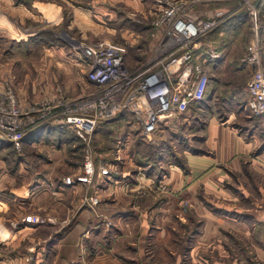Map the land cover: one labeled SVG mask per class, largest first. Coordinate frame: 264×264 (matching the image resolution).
I'll use <instances>...</instances> for the list:
<instances>
[{
	"label": "rangeland",
	"instance_id": "374dc122",
	"mask_svg": "<svg viewBox=\"0 0 264 264\" xmlns=\"http://www.w3.org/2000/svg\"><path fill=\"white\" fill-rule=\"evenodd\" d=\"M143 1L148 4L147 14L155 0ZM131 4L132 0H0V94L10 82L25 108H39L40 114L52 117L53 105L64 96L75 98L92 91L94 85L86 81L85 67L64 62L66 57L50 55L51 50L47 49L53 46L81 61L83 47L98 39L128 41L127 63L136 70L145 61L153 40L147 42L151 16L144 17L142 8ZM16 5L20 8L25 5L32 12L28 15H24L26 10L23 14L15 12ZM233 5L217 6L234 8L236 4ZM261 21L264 22L262 15ZM243 28L246 34L241 43L238 39L230 47L226 61L211 76L217 81L211 83L209 100L196 116L176 119L172 125L180 126L177 133L159 130L153 142H145L134 125L125 129L107 125L98 129L90 146L84 143L80 148L82 142L77 139L72 142L78 136L76 132L71 128L64 131L62 137L68 143L56 172L63 180L68 176L75 178L68 185L79 184L77 176L83 174L90 153L98 167L106 164L111 169L110 174H101L112 181L125 177H131L133 183H138V178L142 180L134 197L122 198L125 205H121L126 206L131 222L120 225V229H116L112 215L100 210L102 197L98 194L85 192L73 202L66 197L67 193L64 200L60 198L62 195H57L52 205L46 199L45 208L30 202L24 204L15 197L12 191L23 185L31 191L40 177L54 175L56 168L50 169L47 164L51 153L43 146L50 144L55 133L46 135L37 146L25 143L38 129H54L55 124L50 120L25 137L20 151L0 140V227L3 229L0 228V264H86L83 254L93 263L99 255L105 258L104 264H114V260L115 264H264L257 256L263 247L259 246V238L264 236V216H250L248 224L256 230L249 236L238 228L240 218L244 217L240 210L260 208L263 199L255 193L251 200L219 201L208 197L202 189L203 183L196 192L185 189L188 184L177 189L173 183L177 174L185 180L198 175L200 172L194 171L192 165H202L198 162L202 158L219 157L224 167L234 159L239 164V149L230 157L223 136L215 142L209 139L211 122L240 133L250 129L248 136L255 130L264 136V120L246 116L251 114L245 102L252 70L244 62V56L253 24L246 23ZM261 56L264 64V41ZM238 65L245 68L236 69ZM121 136L128 139L125 141ZM262 151L264 142L253 151L251 159ZM243 165V172L239 165L231 170L226 168L232 181L225 186L232 191L239 190L235 189L234 180L239 184L242 173L252 174L249 162ZM122 186L124 191H130L128 184ZM133 205L138 207L132 209ZM86 209L99 219L89 229L87 238L81 226L74 229ZM29 216H33L30 221ZM36 216L40 219L36 220ZM118 238L124 242L120 246L113 242Z\"/></svg>",
	"mask_w": 264,
	"mask_h": 264
},
{
	"label": "built area",
	"instance_id": "2783aa9c",
	"mask_svg": "<svg viewBox=\"0 0 264 264\" xmlns=\"http://www.w3.org/2000/svg\"><path fill=\"white\" fill-rule=\"evenodd\" d=\"M153 4L146 15L151 16L147 42H153L136 70L127 63L128 41L102 38L83 47L86 81L94 88L75 98L58 100L52 117L40 114L39 108H25L12 84L7 83L0 94V140L20 151L25 137L50 120L55 126L73 129L85 146H90L99 123L112 121L125 111L130 114L129 126H136L145 142H153L164 123L173 124L190 104L204 99L211 78L207 63L218 61L222 54L212 45L204 48L201 38L241 8L250 12L253 24L244 56L252 70L245 106L251 114L264 116V2L261 7L254 0H155ZM222 4L236 6H217ZM84 167L77 179L91 183L97 171L92 153L87 155ZM99 170L102 174L111 172L106 164ZM74 181L71 176L65 178L66 183Z\"/></svg>",
	"mask_w": 264,
	"mask_h": 264
},
{
	"label": "crops",
	"instance_id": "0c3cea01",
	"mask_svg": "<svg viewBox=\"0 0 264 264\" xmlns=\"http://www.w3.org/2000/svg\"><path fill=\"white\" fill-rule=\"evenodd\" d=\"M133 4L138 6V8H142V14H144V17H146V9H147V3L143 0H132ZM8 3V1H6ZM130 5V4H129ZM25 6V5H24ZM19 5L14 6L13 11L21 12V14L24 13V11H28L24 15H28L32 11H30L28 8ZM264 18V12L262 14ZM20 39V38H17ZM264 39V35H263ZM47 50H51L52 56H60V57H66L64 62L66 63H73L75 66H83V62L80 61V58L74 57L72 54L71 56L67 55L68 52H66L64 49L61 48H55L54 46L51 48H48ZM81 57V54L79 55ZM77 59V60H76ZM250 112V111H249ZM247 114V115H246ZM245 115L249 118L253 119H260L264 120V117H252L251 114L246 113ZM59 128V129H58ZM42 129V128H41ZM66 128H61L58 126H54V129H43V130H36L33 133L29 135V137L25 140V143L28 142V144H33L37 146V142L40 140H43V138L46 137V135H50L51 132L55 133L53 136L55 137L50 144L46 143L44 144L43 148L47 149L49 153H51V157H49L48 165L50 169H55L54 172H52L54 175L50 174L49 176L40 177L38 181L36 182L35 186L30 189L28 188L25 190V185L18 188L15 191H12L16 198L19 200H22L23 203L30 202L32 205H37L39 208H45V202L48 200V204H53V199L56 201L57 195L60 196L61 200H64L63 196L65 193L68 194L66 196L67 198H70L71 201H75L77 198L80 199L82 196V193L88 192L90 194H98L100 197H102V203L100 205V210L104 211L108 215H112L111 217L114 221H116V229H120V225L126 224V222H131L130 218H127L129 216V212L126 211V206L122 207L121 204L124 202L122 201L123 196H128L129 198L134 197L136 190H138V184L140 181V178H138V183H133V180L131 177H125V178H115V183L108 177L101 174L99 167L97 166L96 175L94 176L95 179L91 183H84V182H78L79 184H74L73 186L68 185L65 180H63L61 175L57 174L58 168H60L63 162L62 159V151L65 149L67 141H64L62 135L64 133V130ZM258 129V128H257ZM250 129H246L243 132H236L232 129H227L226 126L220 127L216 122H211L210 124V132H209V139L212 140V142L219 141L222 136L225 138V143L228 149V156L232 157L234 154V150L236 152L237 149H239L240 154V161L239 164L235 162L234 160L226 162L225 167L222 165L223 159H220L219 157L216 158H202L199 161L196 159L195 161H198L200 163H203L202 165H192L194 168V171L200 172L198 175L194 174L192 175V178L189 177L187 180L181 175H176L174 178V185L177 187V189H182V187H185L186 184H188L187 188L188 190H193L196 192L199 184H204L202 189H204L208 193L209 198L218 199L219 201L222 200H228V199H234L235 201L239 199H254V194L256 193L258 198L263 199L262 205H260V208H256L255 210H249V208H243L241 211V214H243V218H240V223L238 224L239 230H243L245 233V236H249L251 232H254L256 230V227L253 229L248 224V219L251 218L250 216H258L262 217L264 216V151H262L258 157L255 159H251L253 151L257 150V146L262 144L264 142V136L261 134L258 135L257 130L252 132L250 136H248ZM49 132V134H48ZM52 136V135H51ZM52 136V137H53ZM262 137V138H261ZM27 141V142H26ZM58 141H62L61 143H58ZM53 142V143H52ZM67 142V143H66ZM55 144V145H54ZM236 153V154H238ZM233 154V155H232ZM251 154V157H249ZM232 155V156H231ZM247 156V158H245ZM244 162H249V168L252 171V174L242 173V175L239 177V184L235 181L237 186L235 189H239L238 191H232L230 187H226L225 184L229 181H232V176L228 172L226 168H229L230 170L232 167H236L239 165V168L243 172L244 168ZM208 169V170H207ZM207 170V171H206ZM202 172H206L205 174ZM254 172V173H253ZM126 173L124 172L123 175ZM180 174V173H179ZM167 180V179H166ZM132 181V182H131ZM150 178L146 182H150ZM169 181V180H168ZM190 181L192 184H190ZM120 182L121 184H118ZM131 182V183H130ZM123 184H128L130 188V191H124ZM131 184V185H130ZM185 185V186H184ZM150 190V189H149ZM32 196V197H31ZM65 197V198H66ZM205 197V196H204ZM47 199V200H46ZM64 202V201H63ZM65 205V204H64ZM125 205V204H123ZM36 206V207H37ZM138 206L133 205V208H137ZM262 215V216H261ZM248 217V218H247ZM264 220V218H262ZM245 220H247L245 222ZM99 222V219H97L95 213L90 210L86 209L85 212L82 213L80 222L78 225L74 227L78 228L81 226L82 231H85L84 237L90 236L89 229L94 228V226ZM90 224V225H89ZM217 224V223H214ZM245 226H243V225ZM215 227V226H214ZM217 227V225H216ZM2 229V227H0ZM213 228V225H212ZM3 230V229H2ZM83 233V232H82ZM264 234V230H263ZM133 243L136 242V240H132ZM135 241V242H134ZM259 246L262 247V250L258 253V257L260 259L264 260V236H261L259 238ZM114 244L119 246L124 242H119V238L115 239L113 241ZM117 242V243H116ZM119 242V243H118ZM262 251V252H261ZM99 259L96 260V263L91 262L88 258V256L84 255L82 256L83 261L85 260L86 264H104L105 258L98 257ZM108 262V261H107ZM116 260L113 261L115 264ZM125 262V261H124ZM121 263V262H119ZM126 263V262H125ZM123 264V262H122Z\"/></svg>",
	"mask_w": 264,
	"mask_h": 264
},
{
	"label": "trees",
	"instance_id": "16d2710c",
	"mask_svg": "<svg viewBox=\"0 0 264 264\" xmlns=\"http://www.w3.org/2000/svg\"><path fill=\"white\" fill-rule=\"evenodd\" d=\"M254 2L258 7H261V4L264 2V0H254ZM263 12H264V7L262 8L261 15L263 14ZM233 23L236 24V27L232 26ZM246 23H252L251 14L247 9L241 8L240 10L233 12L223 24L219 25L214 30L208 32L205 36H203L201 38V40H203V42H204V48H207L208 45H212V47H214V49H216L217 51H219L222 54V57L219 59V61L207 63V68H208L209 72L211 73V76H212L213 72H215L219 68V65L221 63H223L224 61H226V59L228 57V53L232 49L230 47H232V45L235 44L236 41H238V39H239V42L241 43L242 37L246 34V32L243 28V25L245 26ZM246 50H247V48H246ZM242 63H244V62H241V65H242ZM239 65H240V63H239ZM239 65L236 66L237 67L236 69H239V70L242 69L243 70L245 68L244 66L241 68L240 67L241 65L240 66ZM213 80L217 81L215 77L210 78L204 99L201 101L190 104L188 110L180 115L181 118L182 117L188 118V117H193V116L197 115V113L200 111V109H202L204 103L206 101H208L210 98L209 97L210 96L209 91L211 89V83L213 82ZM129 118H130L129 113H127L125 111L120 112V114L114 120L100 122L96 128L95 134L99 131L98 129L104 128L107 125H114V126H116V128H120V129H122L124 127V129H125V128H127V126H129V123L127 122V120ZM179 128H180V126H178V128H176L170 123H164L162 125L163 130L172 131L174 133H177V131H179ZM67 129H70V128H66L65 130H67ZM73 133H74V131H73ZM139 135H141L140 132H139ZM119 138H123L124 140L126 138L128 139V137L125 138L124 136H121ZM74 139L75 140L77 139L80 142H82V144L79 145L80 148H82V146H84V142L78 136L75 135V137L72 138V142L74 141ZM8 147H11V146H8Z\"/></svg>",
	"mask_w": 264,
	"mask_h": 264
}]
</instances>
